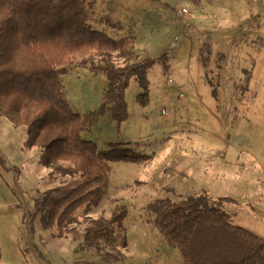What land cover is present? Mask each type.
Masks as SVG:
<instances>
[{"label": "rangeland", "instance_id": "374dc122", "mask_svg": "<svg viewBox=\"0 0 264 264\" xmlns=\"http://www.w3.org/2000/svg\"><path fill=\"white\" fill-rule=\"evenodd\" d=\"M85 1L93 30L131 39L134 63L168 55L149 69L147 105L131 78L128 118L119 124L110 109L100 112L109 79L98 70L123 66L118 53L67 65L62 78L65 100L83 117V139L101 154L114 145L143 159L108 162L106 198L90 216L81 205L60 235L55 219L77 198L51 220L50 212L80 177L53 175L40 149L26 146V128L0 116L1 264H185L148 207L203 192L214 203L226 199L220 208L234 226L264 238V0ZM118 206L128 214L117 248H84L90 217L108 219Z\"/></svg>", "mask_w": 264, "mask_h": 264}, {"label": "trees", "instance_id": "16d2710c", "mask_svg": "<svg viewBox=\"0 0 264 264\" xmlns=\"http://www.w3.org/2000/svg\"><path fill=\"white\" fill-rule=\"evenodd\" d=\"M87 18L85 0H0V116L16 128H26V146L40 149L39 162L53 175L80 177L76 188L50 212L51 220L57 206L77 198L55 219L60 235L75 221L73 214L81 205L84 215L90 216L106 198L108 162L141 163L143 159L133 150L114 145L101 154L95 142L83 139V117L63 96L66 66L86 65L93 55L118 53L123 66L107 63L98 70L109 79L100 112L110 109L119 124L128 118L125 92L131 78L136 77L141 87L138 102L147 105L149 69L168 56L163 53L134 63L130 38L115 41L93 30ZM223 200L214 203L203 192L178 204L169 198L158 199L148 211L167 242L179 249L185 264H264V238L234 226L220 208ZM127 214L126 206H118L108 219L90 217L83 234L84 248L96 250L105 243L116 249V232Z\"/></svg>", "mask_w": 264, "mask_h": 264}, {"label": "built area", "instance_id": "2783aa9c", "mask_svg": "<svg viewBox=\"0 0 264 264\" xmlns=\"http://www.w3.org/2000/svg\"><path fill=\"white\" fill-rule=\"evenodd\" d=\"M188 13V10L187 9H182L180 15L181 16H184V14H187ZM165 171H167V169L165 168L162 172L164 173Z\"/></svg>", "mask_w": 264, "mask_h": 264}]
</instances>
